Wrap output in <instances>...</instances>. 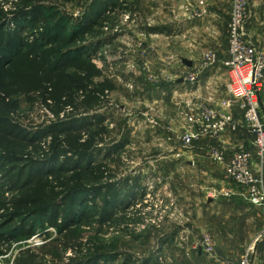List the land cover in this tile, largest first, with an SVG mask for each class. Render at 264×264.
I'll use <instances>...</instances> for the list:
<instances>
[{
  "label": "rangeland",
  "instance_id": "obj_1",
  "mask_svg": "<svg viewBox=\"0 0 264 264\" xmlns=\"http://www.w3.org/2000/svg\"><path fill=\"white\" fill-rule=\"evenodd\" d=\"M12 1L22 3L0 0V29L6 26L9 31H19L20 27H29L27 32L38 30L30 27L29 20L17 19L20 16L18 9L11 6ZM32 1L46 14L57 12L65 26L63 34L77 28L94 4L110 22L93 30V35L84 41L88 52L66 64L55 80L57 85L46 80L48 74L38 69L31 54L26 55L28 48L22 55L8 57L0 69V99L8 105L9 120L30 131L56 124L63 129L74 120L81 124L85 118L105 116L102 125L90 128V132L97 133L95 137L101 143L95 146L102 151L96 154L92 167L94 172L106 169L115 174L111 179L114 188H106L88 205L103 211L108 206L103 203L104 197L110 201L115 195L128 204L125 222L94 223L66 235L57 234L55 228L37 227L32 236L7 243L0 264H15L20 256L40 264H75L86 249L97 247L104 253L97 264H124L128 257L139 259L142 264H210L209 259L196 263L187 260L185 247L195 250L204 235L210 233L212 237L201 220L208 206L206 198L220 186L239 191L241 187L227 181L223 167L213 163L208 155L190 156L187 151L195 144L186 147L178 141L187 106L204 100L193 94V85L184 89L185 95L176 89L172 94L168 87L190 70L184 59L192 61L193 68L204 52L215 51L216 64L224 66L232 0L229 15L227 0H219L222 19L217 24L208 20L214 0ZM248 10L244 36L258 56L264 58V0H248ZM48 21L52 23L51 19ZM175 22L188 24L183 28L184 35L180 29L170 37L163 32V36L154 33L156 28L175 26ZM261 85L260 113L264 118V70ZM67 136L74 140V147H82L87 139L86 135L77 139L74 133ZM47 139H62L69 144L64 135L53 134ZM120 143L119 150L113 151L112 147ZM252 162L253 172L264 178V157L252 152ZM4 190L10 198L11 194ZM128 191L134 194L132 198ZM244 200L257 217L252 220V231L241 242V254L254 252L257 232L264 227V209ZM223 206L212 205L208 211ZM45 230L48 235L43 234ZM112 253H117V258L111 260ZM204 253L207 257L215 255Z\"/></svg>",
  "mask_w": 264,
  "mask_h": 264
},
{
  "label": "trees",
  "instance_id": "obj_2",
  "mask_svg": "<svg viewBox=\"0 0 264 264\" xmlns=\"http://www.w3.org/2000/svg\"><path fill=\"white\" fill-rule=\"evenodd\" d=\"M20 1L22 6L17 1L10 3L13 9H18L20 17L17 19L29 20L30 27L39 29L29 32L26 31L29 27L20 26L19 31H9L6 26L0 29V69L8 57L22 55L28 48L26 55H32L38 69L48 74L46 80L53 85L58 84L55 80L67 63L81 59L88 52L84 41L93 35V30L102 29L110 22L105 12L94 4L77 28L63 34L65 26L56 11L46 14L42 7L33 5L32 0ZM109 6L115 8L113 2H109ZM8 116V105L0 99V256L7 243L32 236L37 227L55 228L57 234L66 235L94 223L125 222L128 202L116 195L110 201L104 197L103 203L108 206L103 211L88 205L106 188H114L111 179L115 174L106 169L94 172L92 167L96 154L102 151L95 146L101 142L90 128L102 125L105 116L97 114L91 119L85 118L81 124L74 120L63 129L56 124L30 131L13 124ZM73 133L77 134V139L87 136L82 147L72 146L74 140L67 135ZM53 134L66 136L69 144L62 139L48 142L47 137ZM121 146V143L116 144L112 150L117 151ZM3 188L11 194L10 198L3 193ZM128 196H134L132 191H128ZM121 205L122 212L117 214ZM43 234L49 232L45 230ZM103 256L100 248H88L75 264H97ZM109 256L113 260L117 253ZM138 260L128 257L123 262L142 264ZM15 264L40 263L20 256Z\"/></svg>",
  "mask_w": 264,
  "mask_h": 264
},
{
  "label": "built area",
  "instance_id": "obj_3",
  "mask_svg": "<svg viewBox=\"0 0 264 264\" xmlns=\"http://www.w3.org/2000/svg\"><path fill=\"white\" fill-rule=\"evenodd\" d=\"M249 18L248 0H232L228 22V57L223 61L229 78L225 85L226 96L213 103L203 102L187 106L182 133L177 135L182 146L196 141H211L205 154L217 163L224 164L225 179L241 187V190L225 187L216 191L221 195L238 194L250 203L264 209V178L253 172L252 152L244 147L236 149L225 163V149L219 143L221 136L243 127L253 136L252 146L256 155L264 157V118L260 109V91L264 58L244 36V27ZM218 62L215 51L203 53L200 62L182 75L190 85L196 84L204 69ZM242 110V117L233 113V105ZM200 247L209 255L214 253V242L209 234L204 235ZM250 251L236 262L220 264H251Z\"/></svg>",
  "mask_w": 264,
  "mask_h": 264
},
{
  "label": "crops",
  "instance_id": "obj_4",
  "mask_svg": "<svg viewBox=\"0 0 264 264\" xmlns=\"http://www.w3.org/2000/svg\"><path fill=\"white\" fill-rule=\"evenodd\" d=\"M219 2V0H214V5L210 10L211 16L208 17V20H210L209 22H211V24H217L218 21L222 19V12L220 13L218 10L220 8ZM229 3L230 0H227V15H229L228 13L230 12ZM180 22H177L178 24L175 22L176 25L172 27H161L160 29L156 28L154 33L157 34L156 36H159L162 35L163 32L164 35L170 37L176 33L177 29H180L184 35L185 33L183 28L186 29L188 24H180ZM167 25L168 24L166 23V26ZM185 32H187V30ZM193 58H195V56ZM190 62V65L184 62L187 65L186 69L191 70L193 62ZM227 74L226 68L223 65L220 63L214 64L203 70L198 82L193 84L192 87L190 84H187L186 80L182 77H177L175 82L170 83L168 89L172 94L173 89H176L175 91H177V93L179 91V93L185 95L183 92L184 89L191 87V89L194 88L193 94H197V96L201 97L204 102H215L226 96L225 85L228 81ZM172 98L173 95L171 96V99ZM232 110L236 117H242V110L238 105H233ZM252 138V134H250V132L243 127L239 128L235 132H225L219 141L221 146L225 149V163L229 160L232 153L239 147H244L249 149L251 152H255L251 144ZM209 143H211V141H196L193 143L195 144L193 148L187 151V153H189L190 156L195 157L202 154L205 155V147ZM213 163L223 167L224 173V164L217 163L214 160ZM219 188L220 189L214 191L213 196H208L206 198L208 206L203 211V216L201 217L203 218L201 220H203L206 224V228H209V232H211L214 242L215 255L207 257L202 247H196L194 248L195 250H192L189 245H186L185 257L190 262L196 263L205 261V259H209L210 264H220L222 261L236 262L244 254H241L240 252V248L242 246L241 242L246 239V235L249 234L250 230L252 231V220L257 216L254 215L253 211L250 207H248L246 203L247 201H245L240 195H221L216 191L225 187L221 188L220 186ZM217 204H223L224 206L222 209H218L217 211H208L210 206ZM257 233H259V237L256 239L255 245L253 246L254 252L251 254V260L253 264H264V227L259 229Z\"/></svg>",
  "mask_w": 264,
  "mask_h": 264
},
{
  "label": "water",
  "instance_id": "obj_5",
  "mask_svg": "<svg viewBox=\"0 0 264 264\" xmlns=\"http://www.w3.org/2000/svg\"><path fill=\"white\" fill-rule=\"evenodd\" d=\"M184 62H185L186 64H188V65L191 64V62H190V61H187L186 59H184ZM251 264H253V263H252V260H251Z\"/></svg>",
  "mask_w": 264,
  "mask_h": 264
}]
</instances>
